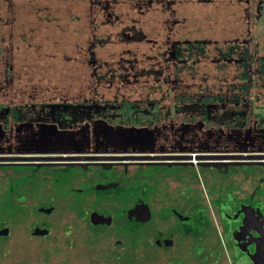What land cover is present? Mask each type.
Segmentation results:
<instances>
[{
  "label": "flooded vegetation",
  "instance_id": "flooded-vegetation-1",
  "mask_svg": "<svg viewBox=\"0 0 264 264\" xmlns=\"http://www.w3.org/2000/svg\"><path fill=\"white\" fill-rule=\"evenodd\" d=\"M88 7L0 101V264H264V0Z\"/></svg>",
  "mask_w": 264,
  "mask_h": 264
},
{
  "label": "rangeland",
  "instance_id": "rangeland-1",
  "mask_svg": "<svg viewBox=\"0 0 264 264\" xmlns=\"http://www.w3.org/2000/svg\"><path fill=\"white\" fill-rule=\"evenodd\" d=\"M1 1L0 15L6 24L0 27V52L3 55L0 62V95L3 97L0 101L6 105L16 99V95L22 99L32 86L42 88L45 79L56 77L58 68H52L51 72L47 70L52 62L43 60V57L47 59L49 54L54 53L59 61L56 51L50 50L58 49V39L66 44L62 48L65 55L72 57L76 36L80 35L85 45L94 23L85 16L89 0H9L10 6L6 5L7 0ZM71 13L82 14V19L71 20ZM57 14L64 19L55 20L58 19L55 17ZM99 37L105 38L106 34L100 33ZM10 65L11 70L5 72ZM70 71L67 69L62 75L70 77Z\"/></svg>",
  "mask_w": 264,
  "mask_h": 264
}]
</instances>
